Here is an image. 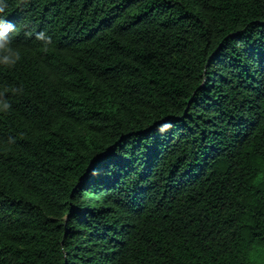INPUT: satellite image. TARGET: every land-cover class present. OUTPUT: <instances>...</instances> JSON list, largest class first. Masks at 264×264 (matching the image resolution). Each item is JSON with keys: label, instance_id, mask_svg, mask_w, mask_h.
Listing matches in <instances>:
<instances>
[{"label": "trees", "instance_id": "16d2710c", "mask_svg": "<svg viewBox=\"0 0 264 264\" xmlns=\"http://www.w3.org/2000/svg\"><path fill=\"white\" fill-rule=\"evenodd\" d=\"M5 2L0 264H264V0Z\"/></svg>", "mask_w": 264, "mask_h": 264}, {"label": "clouds", "instance_id": "9594fccd", "mask_svg": "<svg viewBox=\"0 0 264 264\" xmlns=\"http://www.w3.org/2000/svg\"><path fill=\"white\" fill-rule=\"evenodd\" d=\"M8 8L5 0H0V68L12 69L21 60L24 52L15 44L16 26L6 19V10ZM37 40L42 41L45 48L52 44V37L40 32L36 36ZM5 92L9 89H5ZM13 92H19V89H12ZM3 93H0V97ZM12 105L6 99H0V113L10 111Z\"/></svg>", "mask_w": 264, "mask_h": 264}, {"label": "snow or ice", "instance_id": "6c2138e0", "mask_svg": "<svg viewBox=\"0 0 264 264\" xmlns=\"http://www.w3.org/2000/svg\"><path fill=\"white\" fill-rule=\"evenodd\" d=\"M108 154H105L104 157H98L97 160L93 161V168H103L106 165ZM91 171V169H90Z\"/></svg>", "mask_w": 264, "mask_h": 264}]
</instances>
